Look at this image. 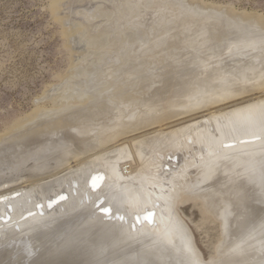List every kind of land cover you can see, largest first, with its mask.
<instances>
[{"label":"bare ground","instance_id":"bare-ground-1","mask_svg":"<svg viewBox=\"0 0 264 264\" xmlns=\"http://www.w3.org/2000/svg\"><path fill=\"white\" fill-rule=\"evenodd\" d=\"M186 10L188 9L184 13L189 14ZM202 11L204 10L200 12ZM200 12L198 14L201 17ZM219 13L216 14L220 18L217 23L211 14H207L203 18L205 20L199 23L201 28L197 31L193 28L194 25L188 27L190 24L181 26L182 23H179L177 26L178 24L171 22L175 18L158 22L161 23L160 26L156 24L160 30L155 26L162 36L154 35L158 38L153 36L151 43H146L145 38L142 39L139 35L138 39L142 40V47L148 44L146 50L149 52L144 50L147 55L160 53V56L139 61V57L143 58L146 54L139 55L140 65L134 62L135 58L131 60L136 64L132 66L139 68H133L136 73L132 66L129 67L130 62L129 66L125 64L127 68L124 69V63L128 61L126 59L120 64L123 67H119L124 70L129 67L131 70L126 71V74L129 72L132 77L128 79L127 75L126 79L125 74L122 76L123 73L116 70L122 74L118 75L119 79L116 77L117 81L122 77L125 80L118 83L114 78L118 73H113L111 69L114 75H109L111 78L108 79L106 75L103 76L108 82L101 78L103 83L100 84L103 86L108 83V86L110 82L113 85L108 86V90L111 87L108 93L104 91L105 86L98 88L104 89L106 93L102 96L103 99H97L100 102L91 105L90 101L85 100L89 104L87 106L83 102L85 107L82 106V111L64 115L69 109L67 107L66 111L58 112L60 115L56 114V117L50 116L45 120L47 122L43 126H51L50 129L54 127L60 130L59 133L66 131L69 135L65 139L61 138L59 143L43 137L50 143H44L25 156L20 154V158L16 156L18 161H22L20 165L29 161L38 162L37 158L45 156L49 161L56 160L52 165L49 161L45 162L48 163L47 166H41L45 163L34 164L31 169L35 174H31V177L27 175L25 179L32 178L35 181L40 173L45 175L47 172L49 180L52 178L49 174H57L53 176V182L60 183L65 178L60 176V173L65 172L62 171V166L65 165L64 168L70 166L65 169L67 172L75 176L81 173L82 177L75 178L72 182L84 184V188L76 189V194L73 190L58 191L53 195L56 198L63 193L59 199L50 202L47 207L43 205L37 209L35 206L39 202L33 195L34 188H24L28 182L24 178L22 180L26 184H22L23 187H14L15 183L16 186L21 183L16 181L13 183L14 189L0 191V227L6 228L8 222L37 210L40 214L15 224L26 230L36 229L55 204L62 201L57 207H64L75 199V195L79 197L86 193L95 204L100 203L91 217L95 215L97 221L105 220L109 226L106 228L120 233V236L128 235V231L125 233L128 228L131 233L127 236L128 240L137 237L145 240L146 234H153L159 240L171 244L176 255L182 257L185 255L180 250L182 248L194 254L199 253L194 235L180 212L183 205L197 202L219 223L221 231L215 246V256L207 263L198 260L200 263L197 264H239L238 261L244 260L251 245L256 249L254 257L258 260L256 251L258 254L264 252V226H250L249 230L246 221L241 230L238 226L249 213L248 209L242 213L244 215L240 214V207L246 198L256 195L254 188L260 186L258 178L260 172H264V29L258 27L257 22L243 23L238 21L240 18H225L223 12ZM193 14L195 13L192 12L191 15ZM213 24L216 25L212 26ZM205 37L207 40L203 39V42L201 39ZM162 56L166 61L162 65H159L163 62L161 58L159 61L162 62H158L159 64L147 63L149 60L151 63L155 62V58ZM94 88L92 89L97 90L100 97L98 93L97 96L94 93L92 95L101 98L104 92ZM93 90H89L90 95ZM36 123L34 120L27 125L12 128L5 136H0V146L18 133L25 135L40 129L42 125ZM56 133L50 131L49 137H58ZM4 151L0 147V155H4ZM71 160L82 161L80 168L74 170L76 164L70 165ZM60 167L61 172L58 173ZM6 168L0 167V174ZM19 171L16 173L14 170V178L21 174ZM44 178L46 177L43 180H47ZM4 182L8 180L0 181V187H3ZM247 189H253L252 194H248ZM66 197L68 200L63 202ZM48 199L52 200L51 196ZM2 233L0 230V235ZM250 240L253 241L252 244L249 243ZM180 242L183 244L181 248L178 246ZM261 258H264V253Z\"/></svg>","mask_w":264,"mask_h":264},{"label":"rangeland","instance_id":"rangeland-1","mask_svg":"<svg viewBox=\"0 0 264 264\" xmlns=\"http://www.w3.org/2000/svg\"><path fill=\"white\" fill-rule=\"evenodd\" d=\"M180 1L0 0V136H5L7 132H10L14 128L27 125L30 122L32 123L34 120L38 123V125H42L40 129L35 130L34 132H31L29 134L23 135L22 133H18L19 135L16 134L13 138H11L2 146H0L1 148L5 149V156L3 154L0 155V158L2 157V159H0V167L1 169L7 167L5 169V172L2 170V173L1 171L0 175L2 176L4 174L6 176L3 175L0 181L12 180V183H15L16 181H18L19 183L21 182L20 184L17 183V186L15 183L14 187L17 188L20 186L23 187V185L26 184L25 182L27 181H31V183L27 182V184L24 185V188L27 189L31 188L32 186L40 185V187H36V190L33 191V195L36 196V198L38 197L37 200H39L40 198L42 199L43 196L48 195V193L53 192V190H59L63 188L64 185L65 189H68L72 186L76 187V185L71 183L70 181H73L75 178L80 177L81 173L80 175L76 174L75 176V174H71L69 171L67 172V170H65L70 167L68 166L64 168L63 166L65 165L62 166V171L65 172L60 173L61 167L60 169H58V173H60V176L62 175L63 177H65L64 180L60 183L53 182V179L55 178L53 176H56L57 174H49L50 176H52V178L50 177L51 179L49 180L47 172L45 175L43 172L42 174L40 173V175H38L42 179H38V176L36 177L37 179H34L35 181L31 180L32 178L25 179L27 175L31 177V174H35L31 169L32 167H34V164L36 165L40 163H45L49 160L45 157L37 158L39 159L38 162L35 161L33 163L32 161H29L20 165L22 161H18L16 159V156L20 158L21 156H25V154H28L30 151L34 152L44 143H50L46 141V139H49L52 142L59 143V140H61V138L65 139L66 137H68L69 134L66 133V131H61L63 133L62 134L61 132L59 133L60 130L55 129L54 127L50 129L51 126H48L49 128L43 126L47 122L45 120H48L50 116L51 118L56 117V114H59L62 111H66L67 107L69 109L64 112V115L76 111H82V106L86 104L88 106L89 101L91 105L92 103L94 104L100 102L101 100L97 99H103L102 96L106 94L105 92L108 93V91L113 85H111V83L109 82L110 85L108 86L111 87H109L108 90V86L106 85L108 83H106L105 85L103 84V86L102 84H100L103 83V81L108 82V80L106 79H108V77L111 78L109 75L113 74L117 70L118 72L123 73V75L121 74L122 76H124L125 74L126 77L124 76V78L126 79L128 75L129 79V77H132L130 76L131 73L127 72L126 74V71L129 70V67L138 64L139 61H142L143 59L147 60V57L148 59H150L149 57L160 56V53H158V55L156 53L155 55H147L144 50L147 49L146 47L148 46V44H146L145 47H142V44H140L142 43V40L138 39L139 35L140 38L141 36L142 39L145 38L144 40H146V43H151V40L154 39L153 36L157 34L159 36L160 34L158 30H160L159 26L161 23L158 22L165 21L168 18H175L176 21H171L172 19L170 21L174 22L176 25L178 24L177 26H179L181 23V26H186L185 24H190L188 25V27H193L194 25L195 27L193 28H196L197 31L201 28V26H199V23L201 24V22L205 20L203 18L206 17L207 14L212 15L214 10L215 13L213 14L215 15H212V18L214 17L213 19L217 23L220 18L218 19V15L216 14H218L220 10L224 9L225 12L223 10L220 11L219 14L224 13L223 16L225 18H240V20L238 21L248 24L257 22V26L264 29V0ZM195 7H197L199 10ZM186 8L188 9L186 11L189 14H187L186 12L184 13V10ZM209 9H211L212 12ZM181 10H183L182 13ZM196 10L198 12H196ZM201 10H204L202 12H205V14L200 12ZM192 12L196 15L193 14L192 16ZM199 12L201 13V17L200 14H198ZM244 13L246 14V16H244ZM156 24H159V26H157ZM155 25L157 26V28L159 27L158 30ZM215 25L216 24H213L212 26ZM158 36L154 37L158 38ZM160 36H162V34H160ZM203 39L207 40V37L201 39L204 42L205 40ZM131 43H134L132 44L133 46L131 45ZM147 51L148 50H146V52ZM142 54H146L147 56L144 55L145 57L143 56V58L142 56L139 57V55ZM138 57L140 60L138 59ZM154 58L151 59L153 60ZM160 58L162 59L163 56L159 57V59L155 58V62L152 61L151 63V60H149L150 62H146L149 64L157 62V64H159L163 61L161 64H159L162 65L166 61H164L163 59L162 61H159L161 60ZM126 59L128 60L127 62H125ZM133 59L134 62L136 61V64L131 61ZM128 62H130V64ZM132 62L134 64H132ZM123 63L124 69L127 68H125V64L126 66L130 65L127 70H124L123 68L119 67H123V65H120ZM133 66L132 69L135 68V70H138V67H140L138 66V69H136V67ZM111 69L113 70V73H111ZM120 70L124 71L125 73ZM156 72H159V70ZM120 73H118L117 76L113 74L116 81L117 78L119 79L118 75H120ZM135 73L132 72V74ZM103 76H105L106 79ZM101 78H104L103 81ZM121 80L123 82L125 81L123 80V77L121 78ZM121 80L118 81L121 82ZM104 86L107 89H103L105 92L103 90H100L104 88ZM93 87H95L94 89H98L101 87L100 89H98V91L104 92L101 94V98H98L100 97V93L96 92L97 90H93ZM90 89L93 90V92H91V95L93 93L95 95L96 93H98L99 96L96 97L97 95H92L94 96L92 98L89 92ZM88 93L91 97L87 95ZM87 97L88 99H86ZM85 100H88V102H85ZM83 102L85 103L84 105ZM69 106L75 108L76 110L70 108ZM83 110H85V108ZM50 131L55 133L57 132L56 135H58V137H49ZM43 137H46V139H44ZM28 144H30L31 147ZM12 161H14V163ZM71 161L72 164L70 163V165L74 166L76 164L74 167L75 169L71 166L74 170L80 168L79 166L81 165L80 163L82 161ZM48 163H51L52 165L56 163V160L53 159V161L51 160ZM48 163H45L41 166H47ZM51 165H49V167ZM13 169L16 173L20 169L19 172H21L22 175H17V177L19 176V180L17 179V177L14 178L16 174H14L15 172ZM10 173H12L11 176L14 174L12 176L13 178L10 176ZM42 175L43 177H46L48 181L43 180V177H41ZM22 179L26 181L24 182ZM39 180L41 182H39ZM258 181L260 183V186L257 185L256 188H254V190H256V195H252V197L246 198V201L247 199H250L249 203H246L245 201V203L241 205L242 207H240L241 211L239 209L240 214H242L243 212H247L248 209L250 213H245L249 215V218L246 215V218L242 221V223L239 224L238 227L240 230L243 228L242 225L246 223L249 224V230L251 227L262 228L264 226V172H260ZM38 182L40 184H37ZM41 184L43 186H41ZM14 187L12 185L11 187L5 190L8 191V189H14ZM246 192L248 194H252L253 189H247ZM80 203H82L81 200H77L76 208H79L73 209L69 213V217L65 219V221L67 220V222H62L59 226L54 228L50 237V241L52 243L56 242L57 240L59 241L60 237H62V235L66 232L67 228L77 230V232L81 231L78 226V223L81 218L87 217V215H89L91 211L88 212L87 209L84 208V204L80 205ZM247 204H249V208L248 206L246 207ZM243 206L246 207V209ZM180 212L182 214V218L186 221L194 235L196 247L199 253L194 254L191 253L192 251H185L183 248L180 250L184 252V256H187V258L194 263H200L198 260H202L203 263H207L206 261L209 262L210 259L215 256V246L219 240V236L221 233L219 223L214 221L213 218L204 211L202 205L197 202H191L187 203L186 205H183L182 207H180ZM253 214L256 217H254ZM247 218L249 220H246ZM8 223V225L12 224V222ZM262 234H264V228ZM70 240L72 242L76 241L77 245H79L77 248L82 252V260H87V263L84 264H89L93 257L94 259H97L100 264H122L125 261L124 257L126 255L128 256V254H125L123 257L121 256L118 258H114L119 256L120 252L118 250L113 251L112 247L109 248L108 245L102 247L98 246V248L97 243L95 241H89L87 238L78 237V239H76L72 237L70 238ZM161 243L163 244L161 245ZM249 243L252 244L253 241L250 240ZM179 244L180 245L178 246L179 248H181L183 244H181V242ZM170 245L171 244H169L165 240H157L156 242L154 241L152 244L144 245L143 249L147 251L149 256L152 255L153 252H157L156 250L162 249L164 252L166 250H169L170 254L166 255L170 256V258L178 257L175 253L174 248H167L171 247ZM255 250L256 249L254 245H251L246 257L243 258L244 260L242 262L238 261V263L240 262L242 264L243 262H245L246 264L247 261V264H252L251 262H253V264H264V258H261L263 257L264 252H260V254L262 253L260 257V254H258L256 251V256L259 255L257 260V258L254 257ZM98 251L101 252L99 253ZM6 252L8 251L0 252L1 264L9 263V261L5 262V260L8 259ZM196 256L197 258H195ZM249 256H252L253 258H250ZM247 257L248 259L250 258L249 262ZM19 261V264H24L21 259Z\"/></svg>","mask_w":264,"mask_h":264},{"label":"water","instance_id":"water-1","mask_svg":"<svg viewBox=\"0 0 264 264\" xmlns=\"http://www.w3.org/2000/svg\"><path fill=\"white\" fill-rule=\"evenodd\" d=\"M40 158H44V157H40ZM80 177H82V175ZM70 182L75 184L76 187L72 186L69 187L68 189L61 188L59 190L58 189L53 190V192L43 196V198L40 200H37L36 198L35 200L39 203L35 207L37 209L43 207V205H46L47 207L50 202H54L55 200L59 199L63 195V193L56 198H54L53 195L58 191L73 190L74 194H76L75 191L76 189L83 190L84 184L81 185V184H76L72 181ZM3 184H4L3 187H0V191H3L13 185L12 181L4 182ZM32 187L34 188L35 191L36 190L35 188L38 186H32ZM50 196L52 200L48 199ZM67 200L68 198L66 197L65 200H63V202ZM77 200L78 201L81 200V202L85 206L83 207L86 208L88 212L91 211L90 214L87 215V217L80 219L78 226L81 231L77 232V230H72L71 228L69 229L67 228L66 232L62 235V237H60L59 241L57 240L56 242L52 243L50 241V237L52 235L54 228L59 226L62 222H67V220L65 221V219L69 217V213L73 209L79 208V207L76 208ZM61 202L55 204V206L51 210H49V212L47 210L48 212L47 217L43 218V221H41L42 224L38 225L37 226L38 228L36 229L31 228L30 230H26L20 228L15 224L16 223L19 224L20 222H23L24 220H27L30 217L37 215L39 213L37 210L25 213L20 219L12 222V224L8 225L6 228L0 227V230L3 232L0 235V252L8 251L6 254L8 257L7 260L9 261V264H18L17 262L18 259L19 260L21 259V261H23V263L25 264L87 263V260H82V255H81L82 252L77 248L79 246L77 245V242L76 241L72 242L70 240V238L72 237L76 239H78V237H83V238H87L89 241L93 240L97 243V247L108 245L109 248L112 247L113 251L116 250L120 251L119 256L115 258L121 256L123 257L125 254L132 253L124 257L125 261L122 264H169V263L182 264V262L184 264L198 263V262L194 263L188 258H185L186 256H182V257L178 256V257L170 258V256L166 255V254L168 255L170 254L169 250H166L165 252L162 249L156 250L157 252H153V254L149 256L147 251H145L143 247L146 244H152L154 241L156 242L157 240H159L157 236H153V234L152 235L146 234L144 236L145 240H142L138 237L135 238L134 240H128L127 236L131 234L128 228L125 230V233L127 231L129 232V233L127 232L128 235L123 234L122 236H120V233H115V231L109 230L108 228H106L109 226L107 223H105L106 222L105 220L97 221L95 219V215L91 217V214L94 212V209L95 208L97 209L100 206V203L95 204L94 200L91 199V196H89L86 193L82 194L79 197L78 196L76 197L75 195V199L64 207L62 206L57 207ZM8 221H10V219ZM121 222L122 220H120V223ZM125 226H127V224ZM167 248H171V247H167ZM101 251H99V253ZM89 264H100V263L97 261V259H94L93 257V259H91ZM113 264H117V263H113Z\"/></svg>","mask_w":264,"mask_h":264}]
</instances>
